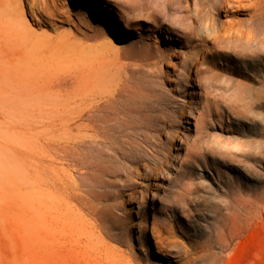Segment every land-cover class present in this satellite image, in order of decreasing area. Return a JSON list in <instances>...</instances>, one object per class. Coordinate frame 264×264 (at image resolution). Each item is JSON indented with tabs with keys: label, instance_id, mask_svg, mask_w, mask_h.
<instances>
[{
	"label": "rangeland",
	"instance_id": "374dc122",
	"mask_svg": "<svg viewBox=\"0 0 264 264\" xmlns=\"http://www.w3.org/2000/svg\"><path fill=\"white\" fill-rule=\"evenodd\" d=\"M4 1L0 264H264V0H195L197 12L192 0H102L122 15L121 24L152 11L161 46L188 29L196 12L194 31L207 40L198 49L208 52L185 100L134 74V92L108 112L89 111L99 92L96 73L107 63L108 74L123 72L141 56L139 34L148 37L149 30L114 25L112 34L85 38L80 17L106 22L100 3L90 0H47L55 13L38 18L21 0L9 24ZM63 3L72 8L68 17L57 13ZM78 118L106 120L100 144L78 147L83 165L68 149ZM166 124L170 136L176 133L173 159L157 138ZM137 161L160 169L142 182L147 191L137 189L130 226L119 223L117 196V217L101 216L105 231L99 230L80 200L115 198Z\"/></svg>",
	"mask_w": 264,
	"mask_h": 264
},
{
	"label": "bare ground",
	"instance_id": "6f19581e",
	"mask_svg": "<svg viewBox=\"0 0 264 264\" xmlns=\"http://www.w3.org/2000/svg\"><path fill=\"white\" fill-rule=\"evenodd\" d=\"M25 1L28 5L30 13L36 18L39 17L38 12L46 15H52L55 13L54 7L51 6L47 0ZM96 1L100 3L99 7L101 6V10L105 13L103 19L106 22H104L102 19L91 20L87 17H80L79 20L87 28L85 32H82L85 38L99 39L105 34H112L116 31L114 25H116L118 31H122L121 26H123L130 31H137L140 29L143 31L149 30V32H147L148 37L139 34L140 40L144 42V51L136 61L125 64L123 67V72L119 70L118 72L108 74V63L104 65L102 64L103 66H101L99 72L96 73L95 78V84L97 85L95 88H99V92L94 96V109H90L89 111L108 112L110 109H115V106L113 105L119 97L129 96L132 92H134L135 89L132 85L134 74L143 76L145 79H155L156 84L172 97L181 95L185 100L186 96H190L192 93H194L201 67L204 65L208 56V52L198 49L199 42H206L207 40L205 37L198 38L194 31V26L197 22L195 0L192 1L194 5V11L196 12H194V16L191 17L189 28L183 30L182 33L179 34V37L172 35L168 36L172 43L167 46H161L158 43L159 36L156 34L162 31V27L157 23L152 11H144L139 13V19L135 22L132 21L129 16H127L124 24H121L120 21H122V15L117 17L112 12L113 8L110 3L102 0H90V3H96ZM20 2L21 0H5L3 2V11L5 13L4 20L6 23H14L18 14H20L22 10ZM55 8L57 7L55 6ZM62 8L63 10L58 11L57 13H62L64 16L68 17L72 8H70L67 3H63ZM101 20L106 23L104 28L103 26L98 25ZM145 24L148 26L147 29L144 27ZM151 38L153 39L151 40ZM147 39H149V41H147ZM187 47L189 48L188 51L185 50ZM137 55L139 56L137 51H134L131 57L136 58ZM103 71L106 73H103ZM181 103L183 106L185 105V101L180 102V104ZM188 112H190V110H188ZM90 115L91 113H88V117H90ZM181 115L182 110L177 115L179 119H181ZM105 123V118H78V123L74 120V122L71 124V130L75 129L76 132L70 133L72 142L68 148L72 161L81 165L84 164L82 157H79L82 153L77 150L78 147L85 146L86 144H100L102 139L99 137V133ZM175 136L176 133L170 136V126L167 124L163 125L161 130L157 133L159 144L168 145L170 149V157L172 159L176 156L175 151H173L172 148ZM155 169L159 170L160 166H157L156 168L151 167L147 161L133 162L127 166L126 171L124 172V176H126L125 180L123 183H119L121 189L116 191L115 198L111 199L95 195L94 199L97 202H88L85 198L80 200L81 205L86 208V212L93 218L94 224L99 230H104L101 216L106 215V217L109 219L117 217L113 209L116 205L115 199L117 196L122 197L123 203V210L119 215V223H128L130 226L132 209L137 189H143L144 191H147V184H143L142 182L144 179H155ZM106 217H104V220ZM156 224V219L152 217V235L155 238L156 247L160 248L159 242L154 233V227ZM234 228L238 234L243 230L242 224H235ZM220 246L222 248H227L228 243L227 241L225 242L224 238H222ZM195 258H197V256H195Z\"/></svg>",
	"mask_w": 264,
	"mask_h": 264
}]
</instances>
